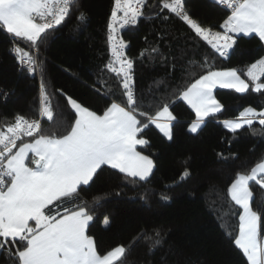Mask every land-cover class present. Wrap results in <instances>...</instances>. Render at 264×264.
I'll list each match as a JSON object with an SVG mask.
<instances>
[{"label": "snow or ice", "instance_id": "obj_1", "mask_svg": "<svg viewBox=\"0 0 264 264\" xmlns=\"http://www.w3.org/2000/svg\"><path fill=\"white\" fill-rule=\"evenodd\" d=\"M148 2L114 0L106 25L109 59L101 72L112 73L118 87L103 93V110L90 109L63 94L67 112L61 111L57 119L44 81L40 48L74 12H78L75 19L79 23L86 21V14L80 10L79 0H0V32L9 37V52L21 70L26 69L30 76L40 75L38 118L16 114L12 122L0 125V259L9 264H122L127 251L141 237L152 241L149 250L159 245L161 232L155 230L153 235L138 234L127 247L118 245L101 254L90 235L94 209L101 198L95 197L89 204L81 199V193L105 168L132 183L147 181L154 160L137 146L149 144L143 134L152 125L163 137L173 138L176 117L171 108L175 103L183 102L194 113L187 131L196 134L209 117L223 109L214 90L264 94V56L245 69L216 68L205 56L191 62L194 78L174 91L171 100L151 92L138 95L135 62L126 55L128 44L121 32L137 26L142 17L162 21L178 18L221 58L230 57L241 36L258 38L264 51V0H212L226 13L219 24L221 30L194 19L186 0H155L146 16ZM21 41L30 50L22 48ZM151 51L158 53L157 48ZM144 54L142 50L140 56ZM44 120L50 122L51 129L43 126ZM220 123L232 134L247 127L253 136L264 135V107L259 111L244 107L234 119ZM189 176L186 168L179 179ZM253 182L264 189V156L250 170L235 174L227 187L230 204L221 219L225 220L230 243L247 264H264V206L253 205ZM161 199L169 197L161 195ZM232 217L238 218L236 225L230 223ZM103 223L108 225L110 221L105 217Z\"/></svg>", "mask_w": 264, "mask_h": 264}, {"label": "trees", "instance_id": "obj_2", "mask_svg": "<svg viewBox=\"0 0 264 264\" xmlns=\"http://www.w3.org/2000/svg\"><path fill=\"white\" fill-rule=\"evenodd\" d=\"M79 3L86 21L79 23L75 19L78 12H74L40 48L44 81L57 119L61 111L67 112L63 94L102 111L106 106L103 93L118 87L112 73L101 72L109 59L106 25L112 0ZM154 4L155 0L146 4V16ZM186 7L194 19L216 30L226 18V13L212 0H186ZM123 38L128 44L127 55L135 62L137 94L148 96L151 92L169 100L174 91L194 78L192 61L208 56L209 63L216 68L245 69L264 56L258 38L241 36L228 59L218 57L174 16L167 21L142 17L137 26L124 30ZM19 44L30 50L25 42ZM10 46L9 37L0 32V125L12 122L16 114L38 118L40 75L30 76L26 69L21 70L9 52ZM152 48H157L158 53H153ZM157 81L164 83L157 85ZM214 94L223 109L209 117L198 133L187 131L194 113L183 102L171 108L176 117L171 140L163 137L154 125L145 130L143 136L149 144L137 146V150L154 160L155 167L147 181L132 183L105 168L91 187L81 193V199L89 204L95 197L101 198L90 227L101 254L118 245L129 246L138 234L153 235L159 230V245L149 250L152 241L141 237L127 251L122 264H247L242 253L230 243L221 217L230 204L227 187L235 174L250 170L264 156V135L253 136L247 127L232 134L220 121L235 118L244 107L259 111L264 107V94H237L226 89H216ZM43 126L52 128L46 120ZM186 168L190 176L181 181L180 174ZM251 188L254 207L264 206V189L254 182ZM161 195L169 199L162 200ZM105 217L110 221L108 225L103 223ZM230 223L236 225L238 218L232 217ZM0 264L9 262L0 259Z\"/></svg>", "mask_w": 264, "mask_h": 264}, {"label": "built area", "instance_id": "obj_3", "mask_svg": "<svg viewBox=\"0 0 264 264\" xmlns=\"http://www.w3.org/2000/svg\"><path fill=\"white\" fill-rule=\"evenodd\" d=\"M113 4H114V0H112V7H113ZM213 30H216V29H213ZM218 30H221V29H218ZM123 32L124 30L121 32V37L123 38ZM124 39V38H123ZM125 40V39H124ZM127 43V42H126ZM126 51V55H127V49L125 50ZM128 56V55H127Z\"/></svg>", "mask_w": 264, "mask_h": 264}, {"label": "crops", "instance_id": "obj_4", "mask_svg": "<svg viewBox=\"0 0 264 264\" xmlns=\"http://www.w3.org/2000/svg\"><path fill=\"white\" fill-rule=\"evenodd\" d=\"M234 119V118H233ZM143 154V153H142Z\"/></svg>", "mask_w": 264, "mask_h": 264}]
</instances>
